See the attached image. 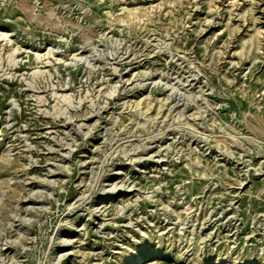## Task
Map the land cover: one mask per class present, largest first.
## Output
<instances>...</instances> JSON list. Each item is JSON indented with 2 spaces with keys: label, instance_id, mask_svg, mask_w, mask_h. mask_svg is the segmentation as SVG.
<instances>
[{
  "label": "rangeland",
  "instance_id": "rangeland-1",
  "mask_svg": "<svg viewBox=\"0 0 264 264\" xmlns=\"http://www.w3.org/2000/svg\"><path fill=\"white\" fill-rule=\"evenodd\" d=\"M0 264H264V0H0Z\"/></svg>",
  "mask_w": 264,
  "mask_h": 264
},
{
  "label": "bare ground",
  "instance_id": "bare-ground-1",
  "mask_svg": "<svg viewBox=\"0 0 264 264\" xmlns=\"http://www.w3.org/2000/svg\"><path fill=\"white\" fill-rule=\"evenodd\" d=\"M141 257L140 256H138V259H140ZM131 262V261H130Z\"/></svg>",
  "mask_w": 264,
  "mask_h": 264
}]
</instances>
